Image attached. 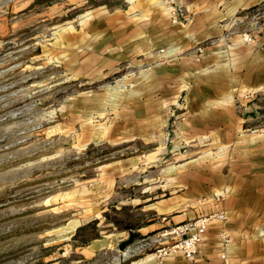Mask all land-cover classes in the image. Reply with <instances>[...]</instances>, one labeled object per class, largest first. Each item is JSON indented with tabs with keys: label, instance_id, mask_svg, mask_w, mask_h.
I'll return each mask as SVG.
<instances>
[{
	"label": "crops",
	"instance_id": "0c3cea01",
	"mask_svg": "<svg viewBox=\"0 0 264 264\" xmlns=\"http://www.w3.org/2000/svg\"><path fill=\"white\" fill-rule=\"evenodd\" d=\"M177 1L179 22L167 0H121L86 7L55 31L70 76L98 85L85 93L84 145L118 146L80 191L85 214L72 230L98 220L115 195L111 207L142 212L140 236L223 213L210 218L194 262L154 250L125 264H264V124L250 111L264 92V0ZM248 26L251 42L241 39ZM113 237L82 252L107 253Z\"/></svg>",
	"mask_w": 264,
	"mask_h": 264
},
{
	"label": "rangeland",
	"instance_id": "374dc122",
	"mask_svg": "<svg viewBox=\"0 0 264 264\" xmlns=\"http://www.w3.org/2000/svg\"><path fill=\"white\" fill-rule=\"evenodd\" d=\"M78 1L0 0V264H125L167 239L155 242L167 228L140 236L122 255L119 239L144 221L139 209L111 207L117 195L98 207V220L72 230L85 214L80 191L94 186L98 166L118 148L84 145L85 93L90 98L98 85L71 77L53 40L86 7L121 0ZM253 98L250 111L264 124V92ZM138 147L132 143L127 152ZM129 193L140 191L119 194ZM108 234L109 252L84 255L82 241Z\"/></svg>",
	"mask_w": 264,
	"mask_h": 264
},
{
	"label": "built area",
	"instance_id": "2783aa9c",
	"mask_svg": "<svg viewBox=\"0 0 264 264\" xmlns=\"http://www.w3.org/2000/svg\"><path fill=\"white\" fill-rule=\"evenodd\" d=\"M170 4V16L172 22H179L185 18V10L183 6L178 3L177 0H167ZM241 39L243 41L251 42L255 40V34L250 26H248L244 31L241 32ZM201 49V47H199ZM218 199L224 197L223 194H214ZM217 218L224 219L225 215L223 213H216L212 215ZM212 216H202L196 219L192 224L189 225H177L170 229H165L161 233L159 238L155 240L156 243L160 242L163 238L167 237H177L178 240L174 243L163 245L158 247L155 252L158 257H164L171 252L180 251L184 254L188 261L194 262L199 253L200 243L202 241L203 235L206 232L208 222ZM191 229L190 234L187 231ZM224 243L228 242V236H223Z\"/></svg>",
	"mask_w": 264,
	"mask_h": 264
},
{
	"label": "water",
	"instance_id": "95a60500",
	"mask_svg": "<svg viewBox=\"0 0 264 264\" xmlns=\"http://www.w3.org/2000/svg\"><path fill=\"white\" fill-rule=\"evenodd\" d=\"M129 229V237L126 240H123L119 244L120 251H126V249L133 244V242L140 237V233L136 232L130 226L127 227Z\"/></svg>",
	"mask_w": 264,
	"mask_h": 264
},
{
	"label": "trees",
	"instance_id": "16d2710c",
	"mask_svg": "<svg viewBox=\"0 0 264 264\" xmlns=\"http://www.w3.org/2000/svg\"><path fill=\"white\" fill-rule=\"evenodd\" d=\"M131 227V226H130ZM83 228H80V230H78V233H79V231H81ZM90 239H87V240H84V241H82L81 243L83 244V245H85V244H87L88 243V241H89Z\"/></svg>",
	"mask_w": 264,
	"mask_h": 264
}]
</instances>
